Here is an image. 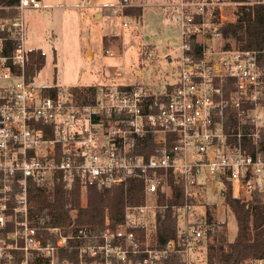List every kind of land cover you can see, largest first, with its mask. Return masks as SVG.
<instances>
[{
  "label": "built area",
  "instance_id": "1",
  "mask_svg": "<svg viewBox=\"0 0 264 264\" xmlns=\"http://www.w3.org/2000/svg\"><path fill=\"white\" fill-rule=\"evenodd\" d=\"M242 5L264 0H173L169 7L181 29L178 79L158 90L117 85L96 86L92 93L89 86L80 93L86 100L60 88L48 95L51 86L39 87L27 76L25 10L42 8L41 0H20L14 16L0 19V264H67L57 254L69 239L85 240L73 247L80 261L88 248L105 251L102 264H175L169 262L175 255L179 264H195L194 254L206 247L213 228L205 215L192 218L196 203L207 197V184L224 190L229 182L237 198L249 199L256 189L264 194L258 151L264 139V51L225 44L221 32L234 22L229 11ZM5 8L0 0V10ZM192 38L202 46L199 59L188 53ZM229 107L237 110L231 123ZM148 139L156 147L147 159ZM171 176L183 184L186 203L174 207L177 237L153 248L151 235L165 207L158 199L170 195ZM133 179L142 182L145 203H126L114 233L80 229L65 235L30 218L33 185L127 189ZM250 264H264V257Z\"/></svg>",
  "mask_w": 264,
  "mask_h": 264
},
{
  "label": "rangeland",
  "instance_id": "2",
  "mask_svg": "<svg viewBox=\"0 0 264 264\" xmlns=\"http://www.w3.org/2000/svg\"><path fill=\"white\" fill-rule=\"evenodd\" d=\"M42 2V8L25 10L27 47L29 51L42 49L46 55L45 66L33 78L37 86L67 91L133 85L158 90L178 79L180 52L174 38L181 39V29L169 7L173 0H89L86 8L80 7L81 0ZM238 12L239 7L229 11L234 22ZM223 42L234 45L231 40ZM216 187L218 192H214ZM207 189L206 199L196 203L192 218H207L210 211L215 222L226 223L227 238L233 240L237 220L224 204L221 184H207ZM81 191L85 204L86 187ZM82 255L76 264L106 261L102 249L95 254L86 248ZM194 255L195 264H207L206 248Z\"/></svg>",
  "mask_w": 264,
  "mask_h": 264
},
{
  "label": "trees",
  "instance_id": "3",
  "mask_svg": "<svg viewBox=\"0 0 264 264\" xmlns=\"http://www.w3.org/2000/svg\"><path fill=\"white\" fill-rule=\"evenodd\" d=\"M9 9L0 10V19L14 16L13 8L20 0H1ZM126 1V0H125ZM245 2L246 0H234ZM132 15V14H131ZM225 39L234 42L241 50L264 51V5L239 7L237 19L221 29ZM202 46L192 38L189 54L195 59L201 57ZM264 55V53H263ZM46 55L42 49L29 51L27 64V76L31 80L45 66ZM96 86H90L94 91ZM85 89V88H84ZM58 87L46 88L45 93L54 95ZM75 94L84 100L80 94L83 88L73 87ZM86 100V99H85ZM236 108L229 107L226 110L228 121L231 115H236ZM231 123V121H230ZM145 154L148 159L154 152L152 140L145 143ZM249 150L255 153L257 147L249 142ZM264 158V139L258 150ZM169 185L170 195L166 197L160 194L158 202L163 209L158 212L157 229L151 235L152 247L163 248L166 243L177 237L178 216L175 206L186 203L184 186L175 181L171 176ZM86 202L83 204L82 191L78 187L75 190L66 189L62 184H57L53 189L33 185L30 194V218L33 222L44 221L52 227H60L65 235L76 234L78 230L85 229L88 234H100L106 230L116 232L124 220L125 204L140 205L144 203L143 184L138 180H132L127 189L124 186L98 189L95 184L86 186ZM224 204L233 212L238 225L237 235L233 240H228L226 223H217L213 220L211 212L207 211L206 222L213 225L208 231L206 240L207 264H245L249 260L264 257V194L256 189L249 199L237 198L233 194L229 182L224 185ZM75 211V215L72 212ZM142 236L144 231L137 229ZM55 242L54 237H52ZM85 240L69 239L68 247L58 252L60 261L78 263L79 251L73 248L84 243ZM179 264L180 255H175L169 262Z\"/></svg>",
  "mask_w": 264,
  "mask_h": 264
},
{
  "label": "crops",
  "instance_id": "4",
  "mask_svg": "<svg viewBox=\"0 0 264 264\" xmlns=\"http://www.w3.org/2000/svg\"><path fill=\"white\" fill-rule=\"evenodd\" d=\"M42 1V0H41ZM42 6H43V2H42ZM174 40H176V38H174Z\"/></svg>",
  "mask_w": 264,
  "mask_h": 264
},
{
  "label": "water",
  "instance_id": "5",
  "mask_svg": "<svg viewBox=\"0 0 264 264\" xmlns=\"http://www.w3.org/2000/svg\"><path fill=\"white\" fill-rule=\"evenodd\" d=\"M175 41V40H174Z\"/></svg>",
  "mask_w": 264,
  "mask_h": 264
}]
</instances>
